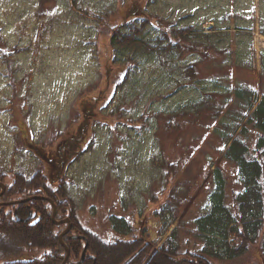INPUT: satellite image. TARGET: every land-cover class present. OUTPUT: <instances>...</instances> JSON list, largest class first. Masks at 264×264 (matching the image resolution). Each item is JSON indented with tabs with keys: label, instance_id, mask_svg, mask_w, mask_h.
I'll return each mask as SVG.
<instances>
[{
	"label": "rangeland",
	"instance_id": "obj_1",
	"mask_svg": "<svg viewBox=\"0 0 264 264\" xmlns=\"http://www.w3.org/2000/svg\"><path fill=\"white\" fill-rule=\"evenodd\" d=\"M135 25L149 45L181 46L116 50L113 34ZM263 94L264 0H0V174L62 178L78 221L106 242L147 237L158 248L175 232L180 256L264 264L259 242L223 259L196 233L221 184L237 211L227 138ZM111 217L134 230L121 235Z\"/></svg>",
	"mask_w": 264,
	"mask_h": 264
},
{
	"label": "trees",
	"instance_id": "obj_2",
	"mask_svg": "<svg viewBox=\"0 0 264 264\" xmlns=\"http://www.w3.org/2000/svg\"><path fill=\"white\" fill-rule=\"evenodd\" d=\"M144 27L135 25L127 31L117 30L112 36V45L116 50L140 47L155 49L159 54L163 50L180 48L182 42L165 44L161 37L157 43L149 45L140 36L145 30ZM180 32L181 36L189 34L186 28H182ZM247 111L249 112L242 116L241 123L227 138L228 147L225 152L226 158L236 163L242 185L234 195L233 202L237 211L234 212L226 203L224 194L220 192L224 189L221 184L218 192L211 196L213 205L210 211L200 217L197 224L196 233L205 235L208 242L203 251L223 259L240 257L257 242L264 255V94L260 100L255 96ZM251 127L258 132L252 141L249 140ZM3 175L0 174V181L4 182ZM33 195L49 197L55 201L58 204L56 218L61 220L68 217L73 222L76 234L71 236L69 232L64 236L70 251L68 262L72 264H93L95 261L96 264H213L209 257L203 254L180 256L175 232L158 248L157 242L149 241L147 237L118 238L114 242L102 240L78 221L77 202L70 196L62 178L50 182L41 172L29 175L23 172L15 175L14 182L6 184V191L0 195V203H4L0 204V254L11 256L5 258L4 264L64 262L67 251L60 241L64 225L54 222V204L50 199L33 198L27 203L17 202L5 207L6 203ZM176 203L177 200L173 203L174 206ZM65 205L73 207L68 216L64 210ZM163 213L167 227L177 220L174 207H171L170 211L165 209ZM111 222L114 229L125 237L134 230L132 223L123 217H111ZM81 236L89 240L83 262L80 260L86 246V238ZM231 236L238 239L236 245L230 240ZM24 247L38 249L40 254L22 258Z\"/></svg>",
	"mask_w": 264,
	"mask_h": 264
},
{
	"label": "water",
	"instance_id": "obj_3",
	"mask_svg": "<svg viewBox=\"0 0 264 264\" xmlns=\"http://www.w3.org/2000/svg\"><path fill=\"white\" fill-rule=\"evenodd\" d=\"M136 11H137V7L134 6L133 9L131 10V12H132L133 14H135ZM0 186L2 187V192L0 193V195H1V194H3V193L6 191V183L0 181ZM33 198H46V199H50L49 197L38 196V195H36V196L28 197V198H26V199L17 200V201H12L11 203H14V202H24V201H29V200H31V199H33ZM50 201H52L53 204H54V213H53V220H54V222H56V223H58V224H63V223H68V224H69L68 227H67V228L61 233V235H60V240H61L62 243L65 245V247H66V251H67V254H66V257H65V259H64L63 264H67V263H68V260H69V257H70V251H69V248H68L67 244L64 243L63 238H64V236H65V235H66V234H67V233L73 228V222H72L71 219L68 218V217H67V218H64V219H61V220H58V219L56 218V215H57V204H56L55 201H53L52 199H50ZM0 204H4V203H0ZM16 215L18 216V212H17V211H16ZM27 219H28V218H27ZM27 219H26V220H27ZM81 237L86 238L85 236H81ZM88 244H89V240L86 238V246H85V248H84V250H83V254H82V258H81L80 262H83V261H84V258H85V255H86V251H87ZM93 264H96V261H95Z\"/></svg>",
	"mask_w": 264,
	"mask_h": 264
},
{
	"label": "flooded vegetation",
	"instance_id": "obj_4",
	"mask_svg": "<svg viewBox=\"0 0 264 264\" xmlns=\"http://www.w3.org/2000/svg\"><path fill=\"white\" fill-rule=\"evenodd\" d=\"M66 226H67V224L64 225V228H65ZM64 228H63V230H64ZM72 231H73V232H72ZM69 232L71 233V236H73L74 234H76V233L74 232V229H73V230L71 229ZM73 233H74V234H73ZM155 249H156V248H155ZM70 264H72V263H70Z\"/></svg>",
	"mask_w": 264,
	"mask_h": 264
}]
</instances>
